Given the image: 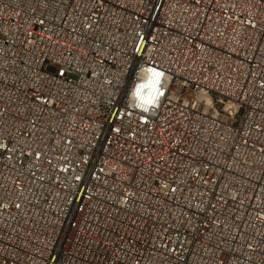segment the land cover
Wrapping results in <instances>:
<instances>
[{
	"label": "built area",
	"instance_id": "1",
	"mask_svg": "<svg viewBox=\"0 0 264 264\" xmlns=\"http://www.w3.org/2000/svg\"><path fill=\"white\" fill-rule=\"evenodd\" d=\"M0 264H264V0H0Z\"/></svg>",
	"mask_w": 264,
	"mask_h": 264
},
{
	"label": "bare ground",
	"instance_id": "2",
	"mask_svg": "<svg viewBox=\"0 0 264 264\" xmlns=\"http://www.w3.org/2000/svg\"><path fill=\"white\" fill-rule=\"evenodd\" d=\"M229 105V108L231 109V110H233L234 109V106L230 103V104H228Z\"/></svg>",
	"mask_w": 264,
	"mask_h": 264
}]
</instances>
